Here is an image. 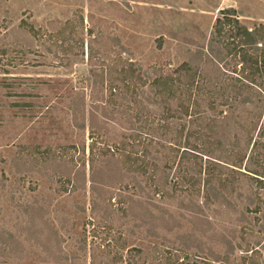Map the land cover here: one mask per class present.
Segmentation results:
<instances>
[{
	"label": "rangeland",
	"instance_id": "1",
	"mask_svg": "<svg viewBox=\"0 0 264 264\" xmlns=\"http://www.w3.org/2000/svg\"><path fill=\"white\" fill-rule=\"evenodd\" d=\"M228 8L264 24V0H0V264H264L255 215L232 229L240 213L203 211L201 154L243 158L233 187L255 193L264 148L244 135L264 109L219 101L209 125L154 82ZM237 131L239 147L212 144Z\"/></svg>",
	"mask_w": 264,
	"mask_h": 264
},
{
	"label": "trees",
	"instance_id": "2",
	"mask_svg": "<svg viewBox=\"0 0 264 264\" xmlns=\"http://www.w3.org/2000/svg\"><path fill=\"white\" fill-rule=\"evenodd\" d=\"M20 27L28 28L34 35H37L33 27L25 21H21ZM187 53L189 54L188 61L179 66L175 71L176 76H164L157 71L158 76L154 81L160 93L169 92V97L166 94L167 98H176L179 101L180 114H183L184 108H187L186 114L188 115L190 104H195L194 118L208 119L209 125H216L222 123L219 117L224 114V111H220L217 116L213 117L210 114L217 110L216 104L220 101L218 106L224 107H231L233 102L237 104L236 106L254 105L260 119L261 110L264 109V24L249 28L241 22L236 9H223L215 20L207 46L198 47L194 52L188 50ZM208 83L211 84L210 93L212 94L209 97L198 92V88L200 90ZM202 101H207L205 107H208L206 108L208 111H200L203 109ZM190 118L188 120L192 119ZM258 124L259 121L246 127L245 151L251 146L252 151L264 148L263 143L261 144L264 139V130L259 128ZM256 130H258V135L254 136ZM239 135L240 132L237 131L235 134L228 133L217 138L207 135V138H214L212 144H217L220 149H228L240 146L241 136ZM203 153L201 152L207 157L203 211L217 205L234 213H240L233 220L232 229H238L246 222L249 216L246 214L255 215L256 220L263 224L261 227L264 229V196L260 194L264 191V180L261 179L264 176L254 173L261 178L253 177L256 191L247 195L241 189L233 187L234 179L242 176L231 166H242L243 158L230 157L233 158L230 160L223 155L213 157ZM243 203L248 204L245 213L238 210ZM214 213H217L216 210ZM218 216L217 214L216 217ZM232 236L236 240V234L232 233ZM242 246L243 244L240 243L238 248L242 249Z\"/></svg>",
	"mask_w": 264,
	"mask_h": 264
}]
</instances>
